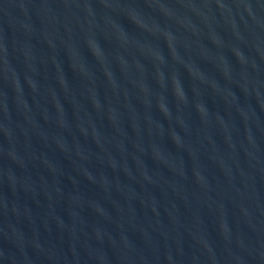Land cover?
<instances>
[{"label": "water", "instance_id": "95a60500", "mask_svg": "<svg viewBox=\"0 0 264 264\" xmlns=\"http://www.w3.org/2000/svg\"><path fill=\"white\" fill-rule=\"evenodd\" d=\"M0 264H264V0H0Z\"/></svg>", "mask_w": 264, "mask_h": 264}]
</instances>
